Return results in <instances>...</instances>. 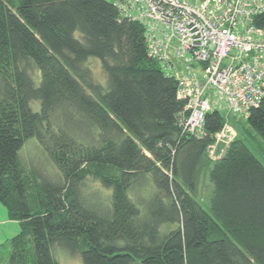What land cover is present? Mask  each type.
<instances>
[{"label": "trees", "instance_id": "1", "mask_svg": "<svg viewBox=\"0 0 264 264\" xmlns=\"http://www.w3.org/2000/svg\"><path fill=\"white\" fill-rule=\"evenodd\" d=\"M119 1L0 0V202L21 229L7 264H60L58 247L83 264H264V164L240 138L207 162L224 117L184 133L177 80ZM249 115L264 143V101ZM31 139L58 175L24 160Z\"/></svg>", "mask_w": 264, "mask_h": 264}, {"label": "built area", "instance_id": "2", "mask_svg": "<svg viewBox=\"0 0 264 264\" xmlns=\"http://www.w3.org/2000/svg\"><path fill=\"white\" fill-rule=\"evenodd\" d=\"M118 6L144 26L149 56L176 78L177 96L186 102L184 133L201 138L206 115L219 113L225 125L216 143L228 148L238 139L230 121L246 122L264 101V28L255 25L264 0H120Z\"/></svg>", "mask_w": 264, "mask_h": 264}, {"label": "rangeland", "instance_id": "3", "mask_svg": "<svg viewBox=\"0 0 264 264\" xmlns=\"http://www.w3.org/2000/svg\"><path fill=\"white\" fill-rule=\"evenodd\" d=\"M90 67L92 68L93 66L91 65ZM93 69V77H96L97 80L102 81L104 77L99 71L98 67H93ZM33 71L37 72L35 71V69H33ZM229 125L234 127V131L236 132L238 139H242L247 144L248 148H250L254 153L256 158H258L261 163L264 164V143L253 131L249 130L246 122L240 121L238 119H232ZM215 146H217V150H215L216 152L213 148L208 149L207 162H218L219 159H221L227 151V147L223 143H218V145L216 143ZM22 157L30 165L34 164L37 166H41V168L44 169L47 175H58L56 168L53 167L51 161L48 159V157H46L42 147L39 146L36 139H31L25 144L22 152ZM210 167L211 166H209L208 169H204V172L202 173L200 181L201 184L198 191L199 194L196 198L198 202L205 206L206 210H209L211 205L210 201L214 196V186L209 180ZM84 187L85 193L94 198V201H96L97 204L99 203L100 205H102L104 203H107V200L109 199V191H106L104 189L101 190L100 187L96 185V183L91 181H88V183ZM97 189L99 190L96 191ZM151 190V186L147 185L144 193H149ZM20 230V224L9 219V214L7 213L5 206L0 202V247L2 246V248L0 249V264H7L6 259L9 247L6 246V244L8 241L17 236L20 233ZM54 255H56V259L60 264H83L80 254L68 252L61 247L55 249Z\"/></svg>", "mask_w": 264, "mask_h": 264}, {"label": "crops", "instance_id": "4", "mask_svg": "<svg viewBox=\"0 0 264 264\" xmlns=\"http://www.w3.org/2000/svg\"><path fill=\"white\" fill-rule=\"evenodd\" d=\"M231 122V121H230Z\"/></svg>", "mask_w": 264, "mask_h": 264}]
</instances>
